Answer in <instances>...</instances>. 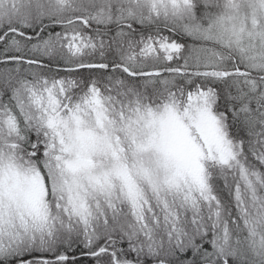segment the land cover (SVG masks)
<instances>
[{
    "label": "snow or ice",
    "instance_id": "1",
    "mask_svg": "<svg viewBox=\"0 0 264 264\" xmlns=\"http://www.w3.org/2000/svg\"><path fill=\"white\" fill-rule=\"evenodd\" d=\"M0 264H264V0H0Z\"/></svg>",
    "mask_w": 264,
    "mask_h": 264
}]
</instances>
